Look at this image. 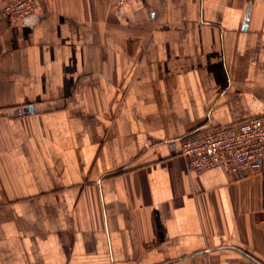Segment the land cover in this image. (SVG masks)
<instances>
[{
  "label": "crops",
  "instance_id": "crops-1",
  "mask_svg": "<svg viewBox=\"0 0 264 264\" xmlns=\"http://www.w3.org/2000/svg\"><path fill=\"white\" fill-rule=\"evenodd\" d=\"M35 2L0 13V264H264V171L169 147L264 112V0Z\"/></svg>",
  "mask_w": 264,
  "mask_h": 264
},
{
  "label": "built area",
  "instance_id": "built-area-1",
  "mask_svg": "<svg viewBox=\"0 0 264 264\" xmlns=\"http://www.w3.org/2000/svg\"><path fill=\"white\" fill-rule=\"evenodd\" d=\"M0 13L9 19L30 16L35 0H0ZM130 0H115L122 6ZM174 141L169 147L174 155L182 156L196 173L219 167L235 178H242L246 171H264V112L245 120L219 125L204 131L191 133Z\"/></svg>",
  "mask_w": 264,
  "mask_h": 264
},
{
  "label": "water",
  "instance_id": "water-1",
  "mask_svg": "<svg viewBox=\"0 0 264 264\" xmlns=\"http://www.w3.org/2000/svg\"><path fill=\"white\" fill-rule=\"evenodd\" d=\"M32 109V107L30 106V105H24V106H22L21 107V113H26L27 112V110H31Z\"/></svg>",
  "mask_w": 264,
  "mask_h": 264
}]
</instances>
